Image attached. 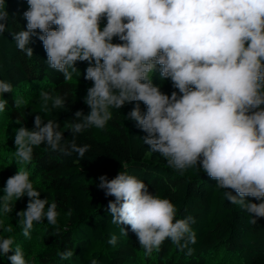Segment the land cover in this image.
I'll return each mask as SVG.
<instances>
[{"label": "clouds", "instance_id": "1", "mask_svg": "<svg viewBox=\"0 0 264 264\" xmlns=\"http://www.w3.org/2000/svg\"><path fill=\"white\" fill-rule=\"evenodd\" d=\"M27 4L26 30L12 32L16 48L31 59L29 45L36 37L47 54V66L65 80L80 75L77 62H87L84 79L92 86L84 103L90 112L77 110L65 122L72 137L66 140L60 123L45 122L44 116L66 110L67 99L41 89L38 113L44 115H35L31 130L23 120L15 121L21 124L13 129L18 171L0 190V257L10 264H30L15 238L4 235L12 228L4 227L2 219L25 196L26 209L16 213L25 238L31 237L34 222L45 220L54 227L52 235L67 231L57 226V203L41 199L30 171L19 165L31 164L34 149L41 145L48 152L84 158L91 146L78 145L76 137L91 128L105 129L113 110L133 102L125 119L146 133L141 139L151 152L159 153L181 175L188 169L206 173L225 200L249 214L251 225L264 218V0H27ZM8 21L6 0H0V37L8 31ZM114 38L120 43H113ZM157 71L178 91L168 95L154 85ZM13 87L0 79V113L8 108L3 95L12 93ZM12 107L25 110L28 101L14 96ZM98 179L105 196L115 198L108 204L111 223L130 226L146 256L166 240L181 251L197 242L191 227L195 218L176 219V206L150 193L143 180L122 171L112 179L106 175ZM121 235H127L124 227ZM117 243L113 234L108 244ZM57 255L68 260L74 253L65 249ZM90 264L98 262L93 258Z\"/></svg>", "mask_w": 264, "mask_h": 264}, {"label": "trees", "instance_id": "2", "mask_svg": "<svg viewBox=\"0 0 264 264\" xmlns=\"http://www.w3.org/2000/svg\"><path fill=\"white\" fill-rule=\"evenodd\" d=\"M6 3L9 21L8 31L0 37V79L10 81L14 87L12 93L3 95L8 108L0 114L14 121L23 120V126L31 130L35 115H44L38 113L39 91H54L66 97V110L45 115V122L56 119L65 131L64 138L70 140L71 133L64 127L65 122H70L77 110H83L85 115L90 112L84 103L86 90L92 86L91 81L84 79L88 64L77 62L80 75L65 80L60 72L47 66V54L36 37L29 45L33 49V57L29 59L16 48L12 36V32L26 30L23 12L29 7L27 0H6ZM113 43L120 41L114 38ZM152 79L165 94L178 91L170 80H161L158 71ZM26 86L30 87L24 97L28 107L16 110L12 107L14 96ZM134 105L135 102L127 103L113 110V119L105 129L91 128L76 137L78 145L91 146L84 158L79 159L75 153L64 156L48 152L41 145L34 149L31 164L19 165L30 171L34 187L41 191V199L47 197L49 203H57L60 212L57 226L67 229L54 236V227L46 220L41 224L34 222L31 237L25 238L18 227L13 237L30 264H90L93 258L98 264H264V218L251 225L249 214L225 200L222 190L215 187L217 182L206 173L188 169L181 175L159 153L151 152L141 139L146 133L135 121L125 119ZM140 108L142 112L147 111L143 102ZM0 162L9 177L18 171L9 167V163L15 164L14 160L1 157ZM119 171L143 180L150 193L168 198L178 209L176 219L195 218L191 227L197 242L188 245L191 254L188 248L181 251L166 240L158 251L146 256L130 226L111 223L108 204L115 198L106 197L97 187L98 178L106 175L112 179ZM246 199L259 203L250 197ZM122 227L127 235H121ZM113 234L118 238L116 246L108 244ZM65 249L73 251L72 258L60 259L57 253ZM0 264L10 262L0 260Z\"/></svg>", "mask_w": 264, "mask_h": 264}, {"label": "rangeland", "instance_id": "3", "mask_svg": "<svg viewBox=\"0 0 264 264\" xmlns=\"http://www.w3.org/2000/svg\"><path fill=\"white\" fill-rule=\"evenodd\" d=\"M27 87L25 89H22L18 92V96L25 97L26 91L28 90ZM21 124H16L14 120H11L9 118H6L3 114H0V158L8 159L9 161H13V153L15 151V144H14V132L13 129L19 128ZM1 163V162H0ZM9 167L12 171H17L18 167L16 164L9 163ZM9 176L2 170L0 166V190L4 187V184ZM3 192L0 191V195H2ZM28 197L25 196L22 199L18 200L15 203L14 211L7 217L2 218L3 219V226L4 227H10L12 228L11 233H4V235H11L15 236L17 234V218L16 213L25 210L28 202ZM16 237V236H15ZM6 257H0L1 261H5Z\"/></svg>", "mask_w": 264, "mask_h": 264}]
</instances>
